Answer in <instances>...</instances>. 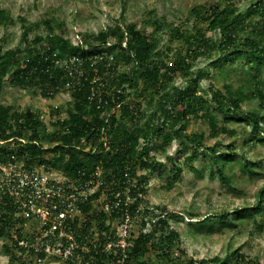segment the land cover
Here are the masks:
<instances>
[{
  "label": "trees",
  "instance_id": "obj_1",
  "mask_svg": "<svg viewBox=\"0 0 264 264\" xmlns=\"http://www.w3.org/2000/svg\"><path fill=\"white\" fill-rule=\"evenodd\" d=\"M220 1V4L196 5L189 10L194 19L207 24L205 29L219 32L220 36L217 38L207 36L206 30L201 28L191 33L165 19L154 18L150 26L139 27L131 22L124 27L112 24L95 34L85 33L79 41H74L62 31H55L52 19L44 18L48 32L34 34L31 41L36 46L29 48L24 55L17 54L21 51L20 48L4 51L0 48V97L6 79L11 76L13 83L24 87H40L47 96L53 94L54 87L68 81L73 101L67 116L58 118L55 121L58 127L49 133H46L40 112L20 111L13 109L11 105L0 103V163H8L13 157L19 160L23 158L24 166H33L38 159L51 165L62 162L67 176L81 182L89 179L95 168L99 167L102 187L90 195L89 201L83 204V210L90 209L92 201L106 189L104 191L111 207L110 211H103L100 215L103 218L105 214L132 216L137 202L131 203L126 199L137 198L145 189V175H138L136 169L138 163L150 164L148 162L153 161L148 151L150 141L155 137H162L166 144L175 137H182L190 114L207 119L213 135L219 132L220 118L216 113L224 117L223 121L233 120L240 114L242 119L251 124L254 136L258 135L257 139L264 141V0H249L248 6L243 10L238 7V0ZM3 15L2 11L0 19ZM169 24H172L171 27ZM164 27L170 28L168 32L171 38H180L187 43L185 52L176 51L169 62V54L159 48L158 32L163 31ZM214 53L216 58L212 61L213 64L220 66L224 61H237L244 74L241 76L242 82L237 86L225 83L221 89L211 84V98L215 105L210 107L204 93L199 92V81L212 80L214 75L203 67L194 71L191 68L198 57ZM66 57L68 59L63 63L62 60ZM120 60L131 66L128 72H118L116 63ZM177 72L187 78L186 85L166 90ZM138 82L143 85L142 91L160 93L158 109L149 114L143 123L140 121L145 112L134 110L128 103L121 106L120 113H111L114 107L123 103L128 87L124 83L138 89ZM249 99H258L257 107L245 108ZM127 120L134 122L122 124ZM221 126L226 129L225 125ZM103 133L107 135V144ZM229 133L235 132L232 129ZM84 136L91 141L89 148L80 142ZM46 140L65 147L58 150L57 158L52 162L41 157ZM10 143L18 145L16 154V147L10 146ZM180 143L186 148H192V155L204 154L206 158H212L216 171L212 170L211 174L217 173L221 180L231 184L232 177L226 174L224 162L235 159L233 149L217 153L214 146L204 142L203 134L197 133L186 139L181 138ZM242 157V168L254 173L256 168L253 161L246 156ZM181 170L178 167L170 185L176 182ZM135 177L138 181L133 184ZM125 189L129 191L125 192ZM3 201H7L6 204ZM114 203H118L117 206ZM14 211L13 201L4 196L0 200L1 237L8 235L12 239L13 232L19 238L24 237L21 233L22 222L17 223L13 218ZM258 212H264V185L258 189L252 205L222 211L215 218L232 222L246 216L254 217ZM169 215L174 216L173 213ZM263 221L264 219L254 218L259 229L262 228ZM78 234L80 232L76 231V238L79 237ZM179 238V232L171 227L166 216L160 217L150 230L140 232L132 245L127 247L124 260L127 263L132 257L139 258L149 249L150 243L160 248L163 255L172 257L171 250L179 242ZM27 239L36 242L34 235H29ZM29 249L35 253L32 247ZM38 253L42 257L45 255L44 250ZM122 254L118 250L103 256H108L117 263ZM88 256L89 253L83 257ZM96 256L97 261L101 260V253ZM75 261L77 260H71L70 264ZM218 263L230 264L229 255L223 259L213 257L190 260V264Z\"/></svg>",
  "mask_w": 264,
  "mask_h": 264
},
{
  "label": "rangeland",
  "instance_id": "obj_2",
  "mask_svg": "<svg viewBox=\"0 0 264 264\" xmlns=\"http://www.w3.org/2000/svg\"><path fill=\"white\" fill-rule=\"evenodd\" d=\"M220 2V0H0V13L2 11L4 13L3 18L0 19V48L2 51L20 48L21 51L17 54L24 55L35 45L31 41L34 34L48 32L44 18L52 19L55 31H62L74 41H79L85 33L95 34L112 24L124 27L131 22L139 27L150 26L154 18L165 19L168 23L191 33L201 28L206 30L207 36L217 38L220 36L219 32L205 29L207 24L194 19L189 10L196 5L220 4ZM237 4L243 10L248 6L249 0H238ZM172 24H169V27ZM169 27H164L163 31L158 32L159 48L169 54L168 62L176 51L184 53L187 47L183 39L171 38ZM215 58V53L210 56L202 55L194 61L191 68L194 71L198 67H203L212 71L214 75L212 80L199 81V92L204 93L210 107L215 105L211 98V84L221 89L224 88L225 83L237 86L242 82L241 76L244 74V71L238 67L237 61L234 63L224 61L219 66L213 64ZM67 59L68 57L64 58L62 62H66ZM116 64L120 73L128 72L131 68L121 60ZM262 74L264 75V70ZM11 78L9 76L4 83L0 103L11 105L13 109L20 111L40 112L46 133L54 130L57 126L55 121L58 118H65L72 108L73 101L68 81L54 87L53 94L47 96L42 93L40 87H24L13 83ZM186 81L187 78L181 72H177L166 90L184 86ZM138 84L137 89L124 83L128 87L123 103L114 107L111 113H120L121 106L128 103L134 110L140 109L145 112V116L140 121L143 123L149 114L158 109L160 93L151 90L142 91V83L138 82ZM258 103V99H249L245 103V108L257 107ZM262 111L264 112V108ZM216 114L220 118L217 134H211L207 119L190 114L187 129L182 137H175L166 144L162 137H155L150 141L148 151L153 161H149L150 164L138 163L136 169L138 175H145L147 183L144 191L137 198L126 199L131 203L137 202V208L132 216L130 214L128 220L121 215L105 214L104 218L100 215L109 200L104 191L106 189L92 201L90 209L84 210L82 214L79 213L78 221L83 227L80 230L83 237L81 236L80 239L83 240L84 255H81L74 264H190L191 259L196 261L213 257L223 259L227 255L230 264H264V221L260 229L254 223V218L264 219V212H258L254 217L234 219L232 222H223L215 218L222 211H232L255 202L258 189L264 185V141L257 139L258 135L254 136L251 124L242 119L240 114L237 119L228 121H223L224 117L220 113ZM133 122L127 120L122 124L128 125ZM221 125H225L226 129ZM232 129L234 134L229 133ZM195 133L203 134L204 142L214 146L217 153L233 149L235 159L224 162L226 174L232 177L231 184L221 180L217 173L211 174L212 170L216 171L212 158H206L204 154L192 155V148H186L180 143L181 138L186 139ZM106 136L103 133L105 144H107ZM89 140L84 136L81 137L80 142L89 148L91 142ZM58 144L46 140L43 143L44 151L41 157L51 162L56 159L58 150L62 147ZM10 146L16 147L14 152L16 154L18 145L10 143ZM242 156L253 161V166L256 168L254 173L242 168ZM17 160L22 164L23 158ZM3 164L1 163V166L9 173L7 168L9 165ZM34 165L37 170L53 175L57 180L67 179L62 162L51 165L38 159ZM178 167L182 168L181 173L176 182L170 185ZM92 176L95 179L92 188L96 191L102 185L101 169L96 167ZM137 179L133 178L132 183L136 184ZM128 191L129 189H125V192ZM170 213L174 216L169 215ZM164 216L180 235L179 242L171 250L172 257L163 255L161 249L154 243L148 245L149 249L142 256L132 257L127 263L125 260L116 263L108 256H103L108 255L107 252H103L104 241L117 240L118 232H121L125 224L128 226V241L132 245L140 232L150 230L155 221ZM26 224L22 227L21 233L33 235L36 221L29 218ZM165 230L167 231L168 227ZM100 241L101 260L97 261L99 247H93V244ZM16 247L14 238L11 239L8 235L0 236V264H62L61 259L55 255L56 251L49 253L44 260L36 261L34 254L29 253L24 257V252ZM87 253L89 256L84 258Z\"/></svg>",
  "mask_w": 264,
  "mask_h": 264
},
{
  "label": "built area",
  "instance_id": "obj_3",
  "mask_svg": "<svg viewBox=\"0 0 264 264\" xmlns=\"http://www.w3.org/2000/svg\"><path fill=\"white\" fill-rule=\"evenodd\" d=\"M17 161V158L13 157L12 161L3 164L9 165L7 167L9 173L0 163L2 177L0 200L6 196L7 199L13 201L15 208L13 218L17 223L21 221L25 226L29 218L36 221V230L33 234L36 242L27 239V234L19 238L18 234L13 232L16 248L24 252V257L29 253L34 254L36 261L44 260L49 253L55 251V255L61 259L62 264H70L71 260H79L84 248L82 247L83 240L80 239L82 236L80 230L83 227L78 221V216L84 211L83 204L89 201L90 195L95 191L92 188L95 183L94 177L91 178V174L90 178L84 182L69 176L66 180H57L53 175L37 170L35 165L24 166ZM6 202L3 201L4 204ZM117 204L114 203L115 206ZM110 207V204L106 203L102 211H110ZM122 216L129 219L126 214ZM124 226L121 232H118L117 240L107 239L102 245L103 252L108 254L118 250L123 252L118 262L127 256L125 250L131 244L128 241V226L127 224ZM76 231L80 232L78 238L75 237ZM101 244V241L93 244V247H99L98 253L101 251ZM30 247L35 250V253L30 251ZM40 250L45 251L44 257L39 255Z\"/></svg>",
  "mask_w": 264,
  "mask_h": 264
}]
</instances>
